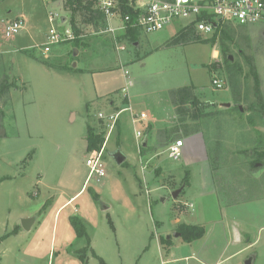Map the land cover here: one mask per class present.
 I'll use <instances>...</instances> for the list:
<instances>
[{"label": "rangeland", "instance_id": "rangeland-1", "mask_svg": "<svg viewBox=\"0 0 264 264\" xmlns=\"http://www.w3.org/2000/svg\"><path fill=\"white\" fill-rule=\"evenodd\" d=\"M81 3L0 0V264H264V23L168 47L183 19L124 42L119 59L109 35L80 25ZM73 15L79 43L47 45L53 30H72ZM21 18L7 39L3 22ZM185 86L199 118L172 103ZM121 110L108 137L99 114ZM89 128L105 134L103 178L86 164ZM118 149L123 165L109 155ZM25 219H35L29 231ZM192 226L201 239L174 236Z\"/></svg>", "mask_w": 264, "mask_h": 264}, {"label": "built area", "instance_id": "built-area-1", "mask_svg": "<svg viewBox=\"0 0 264 264\" xmlns=\"http://www.w3.org/2000/svg\"><path fill=\"white\" fill-rule=\"evenodd\" d=\"M49 3L53 0H42ZM94 10L103 17L101 27L93 28L95 36L109 35L113 40L115 50L121 59L125 53L124 42L132 40L135 35L139 40L142 35H150L162 31L166 26L180 20H187L184 27L193 26L196 32L202 36H213L224 24H237L240 26L264 23V0H93ZM125 1V2H124ZM124 2V3H123ZM124 8L130 10L124 13ZM57 14H51L49 21L54 22ZM5 23L4 35L7 39L13 38L24 28V18ZM183 28V27H182ZM82 36V35H80ZM77 39L73 30H66L64 33L53 30L48 37V44H60ZM134 41V40H133ZM138 44H136L137 46ZM50 52L49 46L44 50L45 55ZM47 58V57H46ZM125 68V67H124ZM124 71L125 77L129 79L128 71ZM213 85L222 89L226 85L223 79L213 78ZM127 87L122 94L129 96V89L133 86L128 81ZM129 109V108H128ZM121 110L116 114H99V118L108 121L109 135L114 130ZM138 140L142 138L140 132L136 133ZM183 141L174 143L169 148L170 157L178 160L182 156ZM104 148V147H103ZM103 148L100 151L90 153L87 159V166L91 174L103 178L105 172L102 166ZM192 207V205L190 206Z\"/></svg>", "mask_w": 264, "mask_h": 264}, {"label": "trees", "instance_id": "trees-1", "mask_svg": "<svg viewBox=\"0 0 264 264\" xmlns=\"http://www.w3.org/2000/svg\"><path fill=\"white\" fill-rule=\"evenodd\" d=\"M125 2V1H124ZM123 2V3H124ZM82 5L80 6V10H81V21H80V25L84 26V27H93V28H99L102 25L103 22V17H101L95 10H94V6H95V2L93 0H82ZM123 12L125 13H129L130 10L127 8H124ZM75 15H73L71 18V22L73 23ZM238 26L237 24H224L222 26L221 30H218L215 35L212 38H209L207 40H205V43H209L213 40H215V36L218 33H223V39H228L229 38V34H228V30L231 27H236ZM73 30L76 33V36L78 38V36L82 35L81 34V28H79L78 26L75 25V23H73ZM199 34L196 32L195 28L193 26H188V27H183L181 28L178 33L176 34V36L174 37V39L170 42L171 44L168 45L169 46H177V45H189L192 43H197L199 41H197L199 39ZM132 40H137V36H133ZM75 42L79 43V40H74ZM202 41V40H201ZM227 60H230L229 57ZM9 86H3L1 87L2 89V94L3 93H7ZM5 93V94H6ZM172 103L173 105L180 111L181 110H185L187 111L186 114L185 112H183V114L185 116H191V117H200V114L202 112L201 107L203 108V105L201 103H199V100L197 98V95L195 93V88L194 87H189V86H185L180 90L177 91H173L172 92ZM187 109V110H186ZM150 133V131H147L146 133ZM104 133V132H103ZM164 135H160L159 137L162 139L166 138L167 142L170 139V134L168 132H164ZM105 134H100V135H95L92 128H89L88 131V143H89V152H93V151H100L102 150V148L104 147V143H105ZM149 135V134H147ZM160 142V140H159ZM71 223L74 226V228L77 231V235L78 236H83L85 235V227L84 224L77 220V219H71ZM178 233H181V236H184L186 241L191 243L194 242L196 240H199L203 237L204 235V229L199 227V226H192V227H181L178 230Z\"/></svg>", "mask_w": 264, "mask_h": 264}, {"label": "water", "instance_id": "water-1", "mask_svg": "<svg viewBox=\"0 0 264 264\" xmlns=\"http://www.w3.org/2000/svg\"><path fill=\"white\" fill-rule=\"evenodd\" d=\"M62 21L65 22L66 19L63 18ZM229 59H230V60H233V58H232L231 56L229 57ZM74 67H75V66H74ZM229 106H230V105H228V107H229ZM240 110L243 111L241 107H240ZM141 146H142L143 148H146V147L148 146V135H146V136L142 139ZM109 155H110L111 158H113V160H114L117 164H119V165H123V164L126 162V160H127L126 155H124L120 149H118V150H116V151H114V152H111ZM259 166H260V165L258 164L257 167H259ZM181 190H182V189H179V190L175 191V192L172 194V196H173L174 199H177V198L179 197V194L181 193ZM100 206H101V210H103V211H107V210H108V206H107V205H105V204H101ZM34 222H35V219H25V220H23V222H22V227H23L26 231H29V230L31 229L32 225L34 224ZM174 236H175V237H181V234H180V233H175ZM169 238H170V236H168V239H169ZM255 260H256V256H251V257H249V258L245 261V264H255Z\"/></svg>", "mask_w": 264, "mask_h": 264}, {"label": "crops", "instance_id": "crops-1", "mask_svg": "<svg viewBox=\"0 0 264 264\" xmlns=\"http://www.w3.org/2000/svg\"><path fill=\"white\" fill-rule=\"evenodd\" d=\"M71 200H72V199H71ZM71 200H70V201H71ZM70 201H68V202L66 203V205H67V204H69V203H70Z\"/></svg>", "mask_w": 264, "mask_h": 264}]
</instances>
